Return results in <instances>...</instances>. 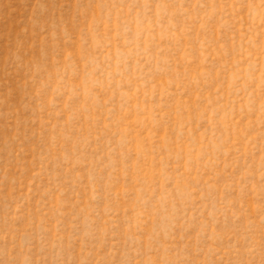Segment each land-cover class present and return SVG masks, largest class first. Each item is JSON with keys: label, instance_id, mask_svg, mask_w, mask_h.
Wrapping results in <instances>:
<instances>
[{"label": "rangeland", "instance_id": "obj_1", "mask_svg": "<svg viewBox=\"0 0 264 264\" xmlns=\"http://www.w3.org/2000/svg\"><path fill=\"white\" fill-rule=\"evenodd\" d=\"M248 3L200 34L204 65L199 21L177 12L189 30L152 41L170 63L141 85L108 76L141 0H0V264H264V24Z\"/></svg>", "mask_w": 264, "mask_h": 264}, {"label": "clouds", "instance_id": "obj_2", "mask_svg": "<svg viewBox=\"0 0 264 264\" xmlns=\"http://www.w3.org/2000/svg\"><path fill=\"white\" fill-rule=\"evenodd\" d=\"M242 6L240 0H232L226 12L224 0H220L219 4H217V0H208L207 4L202 3L201 0H195L191 8L183 7L182 2L179 6L174 7L168 0H155V3H153V0H141V6L136 9L131 19L126 21L125 24V36L129 31L134 34V38L130 42L131 46H127L129 42L126 40V46L113 53L115 57L113 60L114 68L112 73H108V76L114 73L120 78L116 81L117 83H121V81L130 83L132 80H137L142 85L145 83L146 77L150 80L154 74L166 72L170 63L169 58L160 55L162 51L160 48H157L155 52L150 49L152 48V41L156 38L163 39L165 37H172L178 40L180 35H183L189 30L185 25L181 26L179 33L175 31L177 25L173 17L176 16L177 12L186 14L188 21H199L197 41L199 44V55L201 57L200 64L204 65L207 61L206 49L211 47L212 52L215 53L216 48L215 42L210 35L205 34L201 37L200 34L202 32L207 33L210 22L214 18L217 33L221 29L230 28L239 19L235 14ZM245 15L251 25L264 24V0H259L257 4L248 3ZM229 16L232 19H228L227 17ZM249 39H252V37H249ZM220 47L223 48L224 46L220 45ZM189 51L190 46L185 49L184 55L186 57ZM245 52H247V49H245ZM213 59H215V56H213ZM250 67L251 65L244 69L245 73L248 72ZM98 68L99 63H94L90 70L89 92L93 86L103 83V81L95 77ZM105 79H107V76ZM192 79L194 82L197 79H201L205 84H210L215 77L211 67H201L200 71ZM237 79L239 77L236 73L230 74V88Z\"/></svg>", "mask_w": 264, "mask_h": 264}]
</instances>
